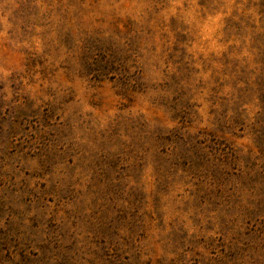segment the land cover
<instances>
[{"label":"rangeland","instance_id":"obj_1","mask_svg":"<svg viewBox=\"0 0 264 264\" xmlns=\"http://www.w3.org/2000/svg\"><path fill=\"white\" fill-rule=\"evenodd\" d=\"M0 264H264V0H0Z\"/></svg>","mask_w":264,"mask_h":264}]
</instances>
